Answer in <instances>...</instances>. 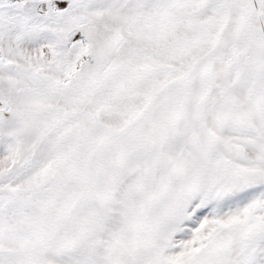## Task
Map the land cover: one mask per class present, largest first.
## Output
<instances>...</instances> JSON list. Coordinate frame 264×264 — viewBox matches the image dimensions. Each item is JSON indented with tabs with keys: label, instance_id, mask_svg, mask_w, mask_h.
<instances>
[{
	"label": "snow or ice",
	"instance_id": "obj_1",
	"mask_svg": "<svg viewBox=\"0 0 264 264\" xmlns=\"http://www.w3.org/2000/svg\"><path fill=\"white\" fill-rule=\"evenodd\" d=\"M0 264H264V0H0Z\"/></svg>",
	"mask_w": 264,
	"mask_h": 264
}]
</instances>
